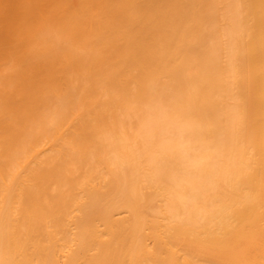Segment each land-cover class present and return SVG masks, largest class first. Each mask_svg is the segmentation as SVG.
Returning <instances> with one entry per match:
<instances>
[{
    "label": "bare ground",
    "instance_id": "6f19581e",
    "mask_svg": "<svg viewBox=\"0 0 264 264\" xmlns=\"http://www.w3.org/2000/svg\"><path fill=\"white\" fill-rule=\"evenodd\" d=\"M0 264H264V0H0Z\"/></svg>",
    "mask_w": 264,
    "mask_h": 264
}]
</instances>
